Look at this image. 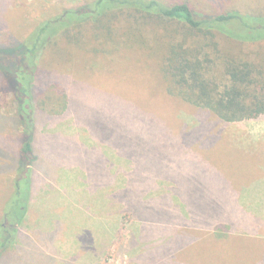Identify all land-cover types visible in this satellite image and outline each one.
Listing matches in <instances>:
<instances>
[{
	"label": "rangeland",
	"instance_id": "obj_1",
	"mask_svg": "<svg viewBox=\"0 0 264 264\" xmlns=\"http://www.w3.org/2000/svg\"><path fill=\"white\" fill-rule=\"evenodd\" d=\"M89 1L0 0V43L26 37L41 20ZM189 1L203 15L264 13V0ZM85 46H69L71 55L60 49L46 55V69L60 65L62 80L70 77L68 87L78 95L73 101L81 103L79 119L64 115L34 140L48 180H29L32 167L15 166L23 133L12 121L18 104L0 71V235H9L0 264L94 263L93 250L117 222L118 239L98 262L128 264L120 247L131 234L130 213L178 220L159 193H176L191 212V245L159 264H264V117L226 124L172 96L145 51L95 57L81 52ZM247 52L254 58L258 47L246 45ZM50 86L42 97L55 94L61 102ZM50 101L47 107L61 111ZM91 183L102 186L91 189ZM171 209L182 210V203ZM196 218L211 228L223 225L222 236L209 229L196 240ZM183 233L180 228L170 239L171 247L188 238Z\"/></svg>",
	"mask_w": 264,
	"mask_h": 264
},
{
	"label": "trees",
	"instance_id": "obj_2",
	"mask_svg": "<svg viewBox=\"0 0 264 264\" xmlns=\"http://www.w3.org/2000/svg\"><path fill=\"white\" fill-rule=\"evenodd\" d=\"M25 36L0 43V71L4 87L18 104L12 121L16 130L22 129L23 133L18 142L21 143L20 163L15 166L20 171L32 167L29 180L32 175L49 179L43 174L42 161L35 151L34 140L39 130L47 124L58 123L64 115L76 119L80 116L81 103L77 105L73 101L78 95L75 88L68 87L72 82L70 77L65 76L62 80L60 65L48 66L51 69L45 66L48 53L60 49L63 55H71L73 49L69 46L74 44L86 43L81 52L95 57L107 56L120 49L135 54L145 51L172 96L196 109L209 111L226 124L264 117V13L256 16L239 12L203 15L189 0H92L80 8L64 10L41 20ZM246 45H256L257 56L253 58L254 53H245ZM4 57H7L6 65ZM49 84L54 93L61 94H58L61 102H54L55 94L42 97L43 89ZM47 99L54 106H62L61 111L47 107ZM150 123L157 124V121ZM91 184V189L102 186ZM174 195L159 193L158 198H164L168 210L176 212L177 221L175 216H169L165 221L143 216H148V212L137 218L130 213L135 219L131 234L120 247L125 251L128 264L130 261L132 264H159L172 258L182 247L191 245V234L187 233L191 230V212L184 210L187 203ZM180 203L182 210L171 209ZM121 215L116 216L119 222ZM196 222V240L203 239L209 229L214 230L212 236L218 231V236H222L223 225L216 224L211 228ZM116 227L112 228L106 242L102 241L93 250L94 263L85 264H100L98 261L110 243L118 239ZM157 227L166 228L167 232L157 235ZM180 228L184 230L180 236L190 237L171 247L170 239L179 234ZM1 235L2 257L9 244V235Z\"/></svg>",
	"mask_w": 264,
	"mask_h": 264
},
{
	"label": "crops",
	"instance_id": "obj_3",
	"mask_svg": "<svg viewBox=\"0 0 264 264\" xmlns=\"http://www.w3.org/2000/svg\"><path fill=\"white\" fill-rule=\"evenodd\" d=\"M259 232H260V231H258V232L255 231L256 235H255L254 237L257 238V239H259V237H261V236L258 235ZM84 264H85V263H84Z\"/></svg>",
	"mask_w": 264,
	"mask_h": 264
}]
</instances>
